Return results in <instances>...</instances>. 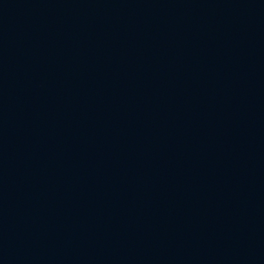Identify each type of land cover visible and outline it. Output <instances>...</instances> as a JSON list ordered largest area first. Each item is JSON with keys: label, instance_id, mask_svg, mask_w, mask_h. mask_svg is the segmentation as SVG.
<instances>
[{"label": "water", "instance_id": "95a60500", "mask_svg": "<svg viewBox=\"0 0 264 264\" xmlns=\"http://www.w3.org/2000/svg\"><path fill=\"white\" fill-rule=\"evenodd\" d=\"M0 264H264V0H0Z\"/></svg>", "mask_w": 264, "mask_h": 264}]
</instances>
